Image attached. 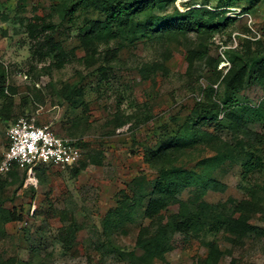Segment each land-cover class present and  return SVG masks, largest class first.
Instances as JSON below:
<instances>
[{
	"label": "rangeland",
	"instance_id": "obj_1",
	"mask_svg": "<svg viewBox=\"0 0 264 264\" xmlns=\"http://www.w3.org/2000/svg\"><path fill=\"white\" fill-rule=\"evenodd\" d=\"M71 1L0 0V86L6 89V95L0 93V163L9 146V128L21 118L51 124L60 134L85 143L81 146L84 162L96 151L103 153V162L89 163L77 175L71 166L49 167L43 185L35 168L26 174L22 188L5 183L11 180L9 173L0 174L2 205L21 215V219L6 224L0 260H12L13 264H132L126 252L135 248L141 228L151 223L144 210L157 177L145 160V149L163 135L174 134L189 118H199L195 108L207 102L210 87L215 98L223 97L225 87L222 78L216 81L217 72L225 74L231 66L229 50L260 48L264 2L250 14H234L240 13V8L230 11L229 15L240 18L223 32L206 38L208 53L190 61V51L200 43L193 32L165 42L123 36L98 43L97 52L91 55L81 43L79 29L93 13L81 8L72 18L63 19L58 4ZM202 5L203 0H175L159 6L157 12ZM36 15L58 25L55 39L69 52L62 67L52 57L39 61L32 55L25 25ZM154 61L164 62L166 72L158 70L145 78L141 64ZM249 80L248 76L246 83ZM68 84L85 88L78 106L64 97ZM2 114L11 118L6 121ZM117 114L132 115V121L116 127ZM221 122L226 128L221 132L225 141L242 137V133H231L226 117L222 116ZM202 127L217 130L215 124ZM211 148L204 142L198 144L179 164L193 168L201 158L215 153ZM19 171L22 178L24 171ZM214 176L228 184V189L209 193L208 200L249 202L256 198L251 222L264 230V170L246 175L241 161H232L217 169ZM121 191L138 193L143 204L131 221L111 233L104 229V218L116 206ZM178 208L171 205L161 214L166 220ZM70 221L77 223L76 237L67 242L61 228ZM213 239L225 250L215 264H264V232L238 238L221 229L192 238L184 249H175L154 264H205L209 252L206 242Z\"/></svg>",
	"mask_w": 264,
	"mask_h": 264
},
{
	"label": "trees",
	"instance_id": "obj_2",
	"mask_svg": "<svg viewBox=\"0 0 264 264\" xmlns=\"http://www.w3.org/2000/svg\"><path fill=\"white\" fill-rule=\"evenodd\" d=\"M174 2L175 0H72L58 5L63 19L72 18L81 8L93 13V17L88 18L79 29L81 43L92 52L91 55L97 52L98 43L123 36L134 40L143 38L165 42L193 32L200 43L197 49H192L189 53L192 61L193 57L208 53L206 38L223 32L240 18L238 15H229L230 11L240 8V13L234 14H250L264 0H203L204 5L190 7L185 11L175 7L172 12H157L159 6ZM25 28L32 55L39 61L52 57L62 67L69 60V52L55 39L57 23L45 16L36 15ZM258 41L260 48L256 50H229L232 52L231 66L225 74L218 70L216 76V81L222 78L225 87L223 97L215 98L214 89L210 87L207 102L195 108L199 118H189L174 134L163 135L156 144L145 149L146 162L157 172L153 188L147 194L148 203L144 210L151 223L141 228L135 248L126 252L130 263L154 264L156 260H165L169 252L184 249L192 238L205 232L221 229L238 238L252 232H264L251 222V212L258 201L256 198L249 202L235 198L210 202L207 198L209 193L227 191L228 184L214 176L215 171L227 162L241 161L246 175L255 170H264V40ZM158 70L166 72V64L154 61L140 66V72L145 78ZM248 76L251 80L246 83ZM5 90L1 85L0 93L6 95ZM64 91V97L70 104L78 106L83 102L85 88L82 84H68ZM259 91H263V95L260 96ZM222 116L230 120L228 128L231 133H242V137L236 135L235 142L224 140L221 132L226 128L221 122ZM1 118L8 121L11 117L2 114ZM131 119L132 115L117 114L114 117L115 126L128 124ZM203 124H215L217 130H205ZM58 134L65 136L59 132ZM203 142L212 147L211 150L215 152L213 155L201 158L193 168L179 164L190 150ZM78 145L81 147L85 143L79 140ZM88 157V162L81 158L71 165L75 175L89 163L102 164L104 158L103 153L98 151L89 153ZM49 167L70 166L37 165L36 175L42 185L46 183ZM19 170L21 169L14 166L8 171L11 180L6 179L5 183H17L18 188H22L28 172L27 169L22 170L24 176L19 178ZM137 194L130 195L121 191L117 195L116 206L104 218L105 231L112 233L133 219L143 204V197ZM3 203L0 196V242L7 233L6 224L21 219L16 209L6 208ZM171 205H178V211L171 213L165 220L161 212ZM237 213L240 214L238 217ZM62 217L66 219L67 216L63 214ZM76 225V221H70L61 228L67 242L76 237ZM206 245L209 252L205 264L217 263L224 256L225 250L214 239L207 241ZM0 264L13 262L0 260Z\"/></svg>",
	"mask_w": 264,
	"mask_h": 264
},
{
	"label": "built area",
	"instance_id": "obj_3",
	"mask_svg": "<svg viewBox=\"0 0 264 264\" xmlns=\"http://www.w3.org/2000/svg\"><path fill=\"white\" fill-rule=\"evenodd\" d=\"M8 139L0 173L17 166L31 174L39 164L66 167L82 158V148L76 139L59 135L51 124H38L34 119L21 118L14 122L9 128Z\"/></svg>",
	"mask_w": 264,
	"mask_h": 264
}]
</instances>
